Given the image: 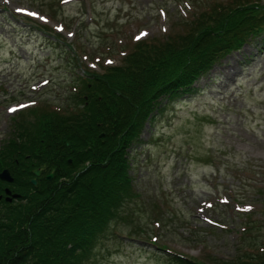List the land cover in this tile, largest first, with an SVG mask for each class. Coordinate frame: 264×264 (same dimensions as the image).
<instances>
[{
	"label": "rangeland",
	"instance_id": "1",
	"mask_svg": "<svg viewBox=\"0 0 264 264\" xmlns=\"http://www.w3.org/2000/svg\"><path fill=\"white\" fill-rule=\"evenodd\" d=\"M210 1L0 0V144L20 109L42 100L63 106L79 74L119 63L141 33L165 36ZM194 85L146 122L130 152L138 193L128 221L111 227L88 264L229 257L248 219L264 224V34Z\"/></svg>",
	"mask_w": 264,
	"mask_h": 264
},
{
	"label": "trees",
	"instance_id": "2",
	"mask_svg": "<svg viewBox=\"0 0 264 264\" xmlns=\"http://www.w3.org/2000/svg\"><path fill=\"white\" fill-rule=\"evenodd\" d=\"M201 7L165 36L133 42L119 63L79 74L63 106L34 100L12 115L13 129L0 144V171L8 168L12 176L0 178V264H88L111 227L128 221L126 208L138 193L130 152L146 122L176 96L195 91L219 58L264 34V0H211ZM6 187L19 195L7 199ZM258 219L242 225L232 256L172 258L264 264ZM253 230L258 235L247 236Z\"/></svg>",
	"mask_w": 264,
	"mask_h": 264
},
{
	"label": "water",
	"instance_id": "3",
	"mask_svg": "<svg viewBox=\"0 0 264 264\" xmlns=\"http://www.w3.org/2000/svg\"><path fill=\"white\" fill-rule=\"evenodd\" d=\"M34 173L37 175L39 174V168H35L34 170ZM52 174L49 173L46 178H49ZM0 178L6 180V181H11L12 180V176L8 170V168H3L1 171H0ZM31 181L33 183H36V178H32ZM5 192L8 194V196L6 197L7 199H10L11 196H18L19 194L18 193H12L11 190L6 187L5 188Z\"/></svg>",
	"mask_w": 264,
	"mask_h": 264
},
{
	"label": "snow or ice",
	"instance_id": "4",
	"mask_svg": "<svg viewBox=\"0 0 264 264\" xmlns=\"http://www.w3.org/2000/svg\"><path fill=\"white\" fill-rule=\"evenodd\" d=\"M18 11H24V9H18ZM29 14L32 15V16L38 15V13H35V12L29 13ZM41 19H44V17H41ZM144 35H147V33H141V35L137 36L136 38L140 39L141 36H144ZM107 63L111 64V63H113V61H107ZM21 107H26V106L25 105H21ZM9 111L10 112H15V111H17V109L16 108H10Z\"/></svg>",
	"mask_w": 264,
	"mask_h": 264
}]
</instances>
